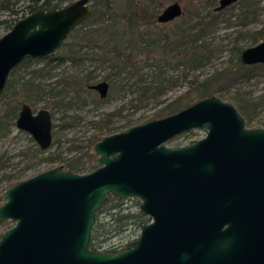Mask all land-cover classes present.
Here are the masks:
<instances>
[{
    "label": "water",
    "instance_id": "water-1",
    "mask_svg": "<svg viewBox=\"0 0 264 264\" xmlns=\"http://www.w3.org/2000/svg\"><path fill=\"white\" fill-rule=\"evenodd\" d=\"M237 0H218L220 10ZM93 10L92 0L37 6L0 35V92L22 60L51 57ZM183 12L178 0L156 15ZM244 64L264 63V39L244 47ZM105 96L109 84H91ZM41 148L52 140L50 111L21 105L15 120ZM205 128L193 142L166 141ZM97 166H53L10 184L0 218L15 223L0 237V264H264V127L245 126L232 102L215 94L167 115L102 136L91 146ZM137 196L150 216L118 251L89 246L96 210L108 194Z\"/></svg>",
    "mask_w": 264,
    "mask_h": 264
},
{
    "label": "rangeland",
    "instance_id": "rangeland-1",
    "mask_svg": "<svg viewBox=\"0 0 264 264\" xmlns=\"http://www.w3.org/2000/svg\"><path fill=\"white\" fill-rule=\"evenodd\" d=\"M171 1L165 0L158 7V12ZM178 1L183 8L180 16L167 22L157 21L138 28L153 44L145 46L141 42L133 48L126 46L125 51L132 56L126 65L115 66L102 60L100 46L91 48L88 44L80 47L75 45L71 52L69 43L86 37L103 45L119 42L125 46V40L131 36L125 22L116 20L113 14L105 12L101 19L103 21L95 22L91 18L83 20L68 33L64 44L54 54L66 56L61 59L34 57L16 68L13 76L17 81V93L13 96H1L0 93V114L3 111L2 104L7 98L21 96L34 110L45 107L51 113L52 140L47 147L41 148L28 131L16 126L15 118L9 122L5 120V124L0 127V192L15 181L53 166L59 165L67 169L72 164L78 168L76 172L80 173L94 169L97 164L92 161L96 154L91 152L93 143L90 141L93 135L102 137L148 119L161 117L159 114L164 112L166 104L177 97L183 100L182 107L192 103L198 99L194 89L197 82H192L193 78L202 81L215 75L218 78L212 80V86L217 88L221 82L229 79L231 74L228 69L236 68L231 59L235 42L242 45L243 49L264 39L263 34L254 42L250 34L264 26V0H237L221 9L218 21L211 22L207 27L209 31L203 37L210 46L208 59L197 67H190L178 50L163 51L162 48L154 46V42H166L165 36L168 41L176 39L182 27L194 20L189 13L196 0ZM26 3L27 0H20L18 9ZM208 4L200 0L194 6H198L200 14L208 9L217 10L215 6L218 0L213 5ZM246 4H251L248 8L255 9V13L249 11L244 15L242 10L247 8ZM128 5L129 0H112V9L118 13L128 11L132 7ZM96 8L101 10L98 5L94 7ZM8 17V12L0 11V20ZM7 30V26L0 22V35ZM112 52L110 54L113 56ZM70 54L77 59L72 60L68 56ZM28 79L45 85L42 96L39 97L35 91L28 90L22 84ZM99 80H106L109 84L105 96H100L91 86ZM211 94L232 102L244 117L245 126L264 127V99L255 105L251 103L264 95V68L254 69L248 78H240L236 83L230 84L224 89L223 95L218 91ZM59 98L62 99L60 103L57 102ZM205 133V128H191L165 143L169 147L184 145ZM122 199L124 205L132 208L140 203L137 196ZM14 223L12 219L1 218L0 233ZM140 227L131 226L112 236L102 242L100 250L124 248L127 242L139 235Z\"/></svg>",
    "mask_w": 264,
    "mask_h": 264
},
{
    "label": "trees",
    "instance_id": "trees-1",
    "mask_svg": "<svg viewBox=\"0 0 264 264\" xmlns=\"http://www.w3.org/2000/svg\"><path fill=\"white\" fill-rule=\"evenodd\" d=\"M19 1L20 0H0V11H6L8 12L9 15L8 18H2L0 22L4 23L8 29L12 26L15 20L25 15L26 13L32 11L37 6H41L44 9L55 8V7H59L64 2H67L69 0H27V3L22 8L18 9L17 6L20 5ZM129 1H130V5L128 6H132V7L128 8V11H126L127 13L126 12L118 13L114 11V9H112V0H92V5H94L92 13L87 18L84 19L87 20L91 18L92 21L96 22L102 19L105 12H109L113 14L116 20H123L125 22V23L123 22L125 27L131 33V36H129L125 40V44H124L125 46H122L121 43L119 42H113L110 45H103L98 43L97 40L93 38L86 37L85 39H81L79 41H73V43H69V45H71L72 48L71 52L74 50L75 45L76 46L78 45L80 47L81 45L88 44L91 48H94L95 46H100L102 51L100 57L102 60L111 62L112 65L115 66H123L126 65L129 59L132 57L129 53L125 51L126 46L133 48L137 43L139 44L141 42H144L145 46L150 45L152 42L146 39V37L143 36V33L140 30H138V28L142 25H150V24H155L157 22L156 20V15L158 14L157 9L159 6H161L164 3L165 0H129ZM190 1L193 2L194 0H190ZM202 1L209 3L208 5H213L215 0H202ZM197 2H200V0H196V2L194 3ZM194 3H193V8L189 13L190 18L194 20L191 23H188L185 27H182L179 36L176 39L168 41L167 37L165 36L164 39L166 42H163L161 44L154 42L155 43L154 46L156 47L158 46L162 48L163 51L171 50V49L178 50V53L185 58L184 61H186V63L190 67H197L202 63V61L208 59L207 52L210 50V46L203 36L209 31L207 30L209 24L211 22L218 21L219 15L222 11L221 9L216 11L208 9L203 14H200L198 10V6H194ZM97 5L101 8V10H98V8L94 9V7ZM249 6H251V4H246L247 8L242 10L243 11L242 13H244V15L246 13H249V11L255 13L256 10L255 9L249 10L248 8ZM250 34L252 37L251 38L252 41L256 42V40L262 37V35L264 34V26L262 28L253 30V32H251ZM63 44L64 43H62V45ZM241 50H242V45H240L238 42H235L231 59L234 65L236 66V68L228 69L229 73L231 74L230 77H228L229 79H227V81L221 82L220 85L217 86V88H214L212 86V80L213 79L217 80L218 78L215 77V75L210 76L202 81H198L197 78H193L191 80L192 82L193 81L197 82L194 89L196 94L198 95V99L206 95H209L214 91H218V93L221 95L224 92V89H226V87H229L230 84L236 83L240 78H248L251 75V73L254 71V69L264 68V63H253V64L242 63L239 58V51ZM110 51H113L112 52L113 56L112 54H110ZM75 52L77 51L75 50ZM64 56L66 55L59 54L58 56H51L49 57V59L50 58L53 59L55 57L61 59ZM68 56L72 57V60L77 59L75 56H73V54H70ZM114 57L116 58V60H114ZM30 59L32 58H27L22 60L17 66H15L10 70L5 86L1 92V96H5L6 94L8 96L11 95L13 96L17 93L18 86L17 83L15 84V82L17 81L13 76V73L15 72L16 68L19 65L26 63ZM22 84L27 86L28 90L35 91V94L37 93L39 97L42 96L41 93L45 89L44 84L35 82L31 79L26 80ZM49 91H51V89ZM8 92H10V94ZM262 99H264V95L260 96L258 100L251 103L255 105L258 102H261ZM23 101L24 99H22L21 96L14 97L12 99L7 98L6 100H4L2 104L3 111L2 114H0V127H2L3 124H5V120L9 122L16 117L18 108L20 107L21 102ZM57 102L58 103L62 102V99L59 98ZM183 104H184L183 100L180 97H177L171 102L166 104L165 106L166 108L164 112L160 113L159 116L167 115L169 113L177 111L183 106ZM109 114H111V112L108 113V115ZM100 123H103V121H101ZM100 138L101 136L93 135L90 141L91 143H94ZM67 169H70L72 171L78 170V168L74 167L72 164H69L67 166ZM3 201L4 198L2 196V192H0V204ZM123 202L124 201L122 198L116 195L108 194L107 198L102 202L101 206L96 210V219L91 230V237L89 241L90 248L98 250L102 246V242L106 241L112 236L124 232L126 229H128L131 226L139 227L143 223L148 222L150 220L148 215H146L144 212H142L139 209V205H137L136 208H132L130 205H124ZM1 234L2 232L0 233V236ZM113 250H115V248L110 249V251Z\"/></svg>",
    "mask_w": 264,
    "mask_h": 264
},
{
    "label": "flooded vegetation",
    "instance_id": "flooded-vegetation-1",
    "mask_svg": "<svg viewBox=\"0 0 264 264\" xmlns=\"http://www.w3.org/2000/svg\"><path fill=\"white\" fill-rule=\"evenodd\" d=\"M18 65V64H17ZM16 65V66H17ZM10 73V72H9ZM9 76V75H8ZM8 78V77H7ZM7 81V80H6ZM5 86V85H4ZM4 88V87H3ZM3 90V89H2ZM2 92V91H1ZM0 92V93H1ZM24 102H26V101H23V102H21V105H22V103H24ZM28 103V102H27ZM21 105H20V107L18 108V112H17V115H16V117H15V120H16V118H17V116H18V114H19V110H20V108H21ZM31 106V105H30ZM32 107V106H31ZM34 110V109H33ZM52 132V131H51ZM12 184V183H11ZM2 235V234H1ZM1 237V236H0ZM123 249V248H122ZM118 250H121V249H117V248H115V250H113V251H118ZM108 251H110V250H108Z\"/></svg>",
    "mask_w": 264,
    "mask_h": 264
}]
</instances>
